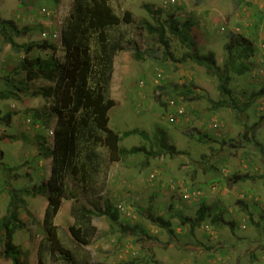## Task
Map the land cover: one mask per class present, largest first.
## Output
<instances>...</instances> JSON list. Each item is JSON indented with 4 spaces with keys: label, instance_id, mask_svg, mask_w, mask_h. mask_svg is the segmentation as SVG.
<instances>
[{
    "label": "rangeland",
    "instance_id": "obj_1",
    "mask_svg": "<svg viewBox=\"0 0 264 264\" xmlns=\"http://www.w3.org/2000/svg\"><path fill=\"white\" fill-rule=\"evenodd\" d=\"M51 1L0 0L3 18L14 19L20 28L31 27L28 34L15 37L17 42L41 40L48 32L58 31L61 35L72 0H59L57 4ZM111 4L120 15L127 10L133 12L129 39L137 43L145 58L136 61L129 50L117 54L111 88V96L117 104L109 111V126L119 133L137 128L147 131L151 137L155 130H164L169 136L166 142L177 151L170 153L165 149L158 157L149 155L145 166L141 165L144 159L141 154L127 156L111 163L106 176L105 169L102 170L105 177L101 183L105 185H99L97 194L109 197L117 207L122 203L125 207L122 217L129 219L130 224L139 222L150 235L122 234L117 222L106 216H95L97 232L87 247L92 261L103 264L126 261L131 264H264V248L258 251L260 247L254 246L264 239L261 234L264 232V96L244 108L251 92L264 88V16L259 18L264 13V0H111ZM147 5L159 11L162 20L170 19L171 14L181 20L191 19L190 45L167 32L169 47L166 49L149 34L143 21L156 26L157 20ZM240 35L250 38L255 50L246 61L249 70L241 75L231 72V93H224L218 87L219 70L199 65L190 53L207 56L213 53L215 65L223 69L228 59L226 45ZM60 40L61 36L53 42L58 45L57 58L63 59L64 47ZM151 47L162 56L158 62L148 51ZM38 53L49 56L52 52L34 50L31 54ZM24 55L23 51L15 52L0 32V90L16 88L12 84L17 81L9 84L6 77L17 80L24 77L22 70L14 73ZM157 67L165 70L167 81L180 91L179 99L181 97L185 107L180 120L170 121L168 111L158 102H146L150 87L156 89L153 76ZM49 83L39 79L32 82L31 87ZM17 97L0 98L1 114L12 112L9 124L0 123V220L5 216L14 218L11 236L0 231V250L4 251L7 243H15L17 250L9 257L0 254V264H14V256L20 257L19 264H38L37 251L45 234L47 196L33 194L32 189L34 184L41 185L50 178L52 158L39 154L36 132L41 128L46 146L53 145L50 130L55 128L56 116L51 115L47 125L34 124L29 109L46 111L52 99L25 93ZM245 130L249 131L247 138ZM188 132L208 135L204 141H199ZM224 140H228V145ZM121 143L128 147L142 143L149 146L141 135H133ZM152 149H157V145ZM4 164L8 167L4 168ZM235 172L249 173L253 178L233 182L230 176ZM16 177L20 178L13 179ZM178 182L201 189V198L174 196L173 192L179 190L175 187L183 186L177 185ZM75 184L70 179L71 191H77ZM153 192L158 193V197L152 201ZM79 199L90 205V199L83 193ZM203 199L209 205L222 206L225 218L234 220V225L214 224L208 220L195 229L190 225L182 226L175 216L176 211L195 216ZM240 200L245 201L243 205ZM74 204H79L75 198L65 199L54 220L62 227L63 238L71 237L69 228L75 223L71 214ZM170 204L173 205L171 210ZM139 205L142 214L137 209ZM149 213L171 218L174 232L155 225ZM251 249L258 251L255 260L250 258Z\"/></svg>",
    "mask_w": 264,
    "mask_h": 264
},
{
    "label": "trees",
    "instance_id": "obj_2",
    "mask_svg": "<svg viewBox=\"0 0 264 264\" xmlns=\"http://www.w3.org/2000/svg\"><path fill=\"white\" fill-rule=\"evenodd\" d=\"M22 2L25 3L24 0ZM58 2L59 0L51 1L52 4ZM148 9L153 18L157 20V25L145 20L142 23L143 27L149 34L155 36L156 40L166 49L169 47V41L166 38L167 32L176 36L183 44L188 45L191 42L190 33L193 25L191 19L181 20L171 14L170 19L162 20L158 16L159 11L155 12L149 6ZM263 16L262 12L259 16L260 20ZM133 24V12L127 10L122 15L118 14L111 4V0H72L70 11L62 25L64 58L59 59L57 58L58 45L49 39L33 40L28 43L17 42L15 37L28 34L31 27L20 28L14 19H5L0 15V32L4 35L5 41L15 52L23 51L25 53L22 62L16 66L17 69L15 67L14 71L16 74L22 70L25 72L24 77L18 80L15 77H6L9 84L17 81L12 84L16 88L0 90V98L11 96L18 98L20 93L51 98L52 105L49 106L50 108L46 107V111L36 108L29 110L34 124L47 125L51 115L57 117L53 145L46 146V138L41 128L36 132L39 139V154L52 158L50 178L46 183L35 184L32 189L33 194L47 196L43 221L45 234L37 251L38 264H103L102 261L94 263L87 249L97 232V226L93 222L95 216H106L112 222H117L122 234L131 232L150 235L139 222L130 224L129 219L122 217V212L125 210L122 203L117 207L109 197L103 198L97 194L100 192L99 185H105L104 182L101 183V180L108 174L111 163L119 162L127 156L141 154L144 157L141 165L145 166L148 164L149 155L158 157L165 149L170 153L177 151L175 146L166 142L168 135L164 130H155L154 137H151L147 131L137 128L119 133L109 126V111L117 104L111 96L116 55L123 50H129L133 52L136 61H143L145 58L144 53L137 48V43H132L129 39L128 28ZM235 38V41L226 45L228 59L223 69L215 65L216 60L213 53L208 56L190 53L192 59L199 65H207L209 69L217 68L219 70L218 75L221 82L218 87L224 93H231L229 87L232 79L231 72L242 74L247 71L250 66L245 60L255 50L250 38L244 35ZM34 50H50L52 53L49 56L39 53L33 55L31 53ZM148 51L157 62L162 58L156 53L154 47L149 48ZM166 53L171 55L168 50ZM240 59L242 60L239 61ZM39 79L47 80L50 83L31 87V83ZM153 81L156 89L150 87L146 94V102L150 100L158 102L168 111L170 121L180 120V115L185 112V107L181 104V97L179 99L180 91L177 86L167 81L165 70L160 67L155 69ZM143 82L142 86L144 87L145 81ZM15 89L19 92H16ZM263 94L264 88L256 92L252 91L249 102L244 108H248ZM144 100L142 99V101ZM144 103L142 102V104ZM140 107L141 105L138 110ZM11 120V111H5L3 114L0 111V123L9 124ZM187 134L193 135L194 133L188 132ZM247 134L249 131L245 130V137ZM133 135L144 137L149 146L142 143L128 147L121 143L125 139L130 140ZM207 135V133L194 134L199 141H204ZM255 139L257 140L256 137ZM223 142L228 145V140ZM255 142L259 144L258 140ZM155 145H157V149L154 150L152 148ZM261 149H263L262 146ZM3 166L4 168L8 167L7 164ZM104 169L105 176H102L101 172ZM249 175V173L238 174L235 172L230 177L233 182H239L246 180ZM150 177L154 179L155 176L150 174ZM249 178H253V175ZM70 179L76 183L77 191L69 189ZM176 191L179 192V190ZM176 191L173 192L174 196L182 198L181 194H177ZM80 193L90 199V205L79 199ZM157 197L158 193L153 192L151 200H156ZM73 198L79 202L78 205L74 204L71 210L75 223L71 224L69 228L71 237L63 238L62 227L54 220L63 201ZM239 202L243 205L245 201L240 200ZM172 206V204L169 205L170 210L173 208ZM137 209L141 213L142 206L139 205ZM175 216L182 226L190 225L191 229L199 228L208 220L214 224L229 223L234 225V220L228 221L225 218L222 206L209 205L204 199L200 201L195 216L185 215L179 210L176 211ZM149 217L158 227L167 229L171 233L174 232L171 218H166L162 214L154 216L152 213H149ZM12 221L14 218L10 216H5L0 220V231L4 230L8 237L11 236ZM257 225L259 226L260 223ZM119 238L121 239L122 235ZM261 243L264 244V239L258 244L255 243L254 246L260 247L262 250L264 246L261 247ZM14 244H5V250H0V254L3 253L9 257L11 252L17 251ZM255 253L256 251L251 249L250 258L252 260L256 259ZM12 260L14 264L20 263V257L14 256ZM122 263L131 264L127 261Z\"/></svg>",
    "mask_w": 264,
    "mask_h": 264
},
{
    "label": "clouds",
    "instance_id": "obj_3",
    "mask_svg": "<svg viewBox=\"0 0 264 264\" xmlns=\"http://www.w3.org/2000/svg\"><path fill=\"white\" fill-rule=\"evenodd\" d=\"M175 1V0H174ZM174 1H172V2H174ZM224 29V28H223ZM53 33H55V32H53ZM53 33H46L45 35H44V37H43V39H49L50 41H54V40H56V39H58L59 38V36H61V40L60 41H62V30H61V35H60V33L58 32V31H56V33L58 34V36L57 37H53L52 35H53ZM62 44H63V42H62ZM132 52V51H131ZM117 56V55H116ZM116 58V57H115ZM248 59H246L245 60V62L247 61ZM115 61V60H114ZM247 63V62H246ZM250 68V67H249ZM249 70V69H248ZM247 70V71H248ZM246 72V71H245ZM244 73V72H243ZM242 73V74H243ZM236 74V73H235ZM237 75H241V74H237ZM231 82V81H230ZM230 84V83H229ZM262 89V88H261ZM260 89H258V90H254L255 92L256 91H259ZM262 96H264V94L262 95ZM262 96H260L259 98H261ZM258 98V99H259ZM257 99V100H258ZM256 100V101H257ZM256 101H254L252 104H254ZM247 102H249V100L247 101ZM246 102V103H247ZM252 104H250L249 105V107L252 105ZM248 107V108H249ZM56 120H57V117H56ZM56 124H57V121H56ZM215 125H217V124H215ZM55 127H56V125H55ZM50 133L53 135V137H54V129L53 130H50ZM18 178H20V177H16V178H13V179H18ZM180 185H183L182 187H179V186H177V187H175V188H178L179 189V194H181V196H182V198L183 199H200L201 198V193H202V190L201 189H193L192 187H190L189 185L190 184H188V185H184L185 183H179ZM35 185V184H34ZM185 194H188V196L187 197H185ZM197 196V197H196ZM242 227V226H241Z\"/></svg>",
    "mask_w": 264,
    "mask_h": 264
},
{
    "label": "built area",
    "instance_id": "obj_4",
    "mask_svg": "<svg viewBox=\"0 0 264 264\" xmlns=\"http://www.w3.org/2000/svg\"><path fill=\"white\" fill-rule=\"evenodd\" d=\"M172 1H174V0H172ZM44 11H46V9L44 8L43 9ZM46 33H44V35H45ZM53 37H57L58 36V34L55 32V33H53V35H52ZM181 111H182V109H181ZM188 196V194H185V197H187Z\"/></svg>",
    "mask_w": 264,
    "mask_h": 264
},
{
    "label": "crops",
    "instance_id": "obj_5",
    "mask_svg": "<svg viewBox=\"0 0 264 264\" xmlns=\"http://www.w3.org/2000/svg\"><path fill=\"white\" fill-rule=\"evenodd\" d=\"M94 224L97 226V224H96V221L94 222ZM195 247V246H194ZM258 251H261V249L260 250H258ZM258 251H256V253L258 252ZM155 264V263H154Z\"/></svg>",
    "mask_w": 264,
    "mask_h": 264
}]
</instances>
